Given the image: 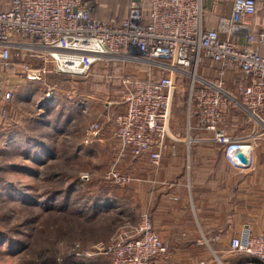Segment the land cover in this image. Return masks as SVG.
Returning a JSON list of instances; mask_svg holds the SVG:
<instances>
[{
	"label": "built area",
	"instance_id": "built-area-1",
	"mask_svg": "<svg viewBox=\"0 0 264 264\" xmlns=\"http://www.w3.org/2000/svg\"><path fill=\"white\" fill-rule=\"evenodd\" d=\"M102 1L0 0V118L11 117L17 86L41 85L52 102L58 85L49 76L86 78L100 62L104 68L143 67L121 78L122 111L107 118L114 124L119 158L125 152L147 154L152 165H159L170 108L182 90L187 121L193 116L198 128L212 135L232 168L251 167V145L230 137L226 121L233 106L264 130V25L254 22L256 0H228L230 14L219 16L214 29L205 28V16L216 14L222 0L130 1L126 18L100 20L92 13ZM211 63L220 65L219 77L198 76L199 67ZM227 71L242 74L247 84L227 92L222 81ZM182 79L189 84L184 86ZM85 131L87 144L100 130L93 123ZM237 150L246 165L233 157ZM105 180L124 185L131 178L110 173ZM229 252L264 264V234L242 229L230 240ZM74 256L78 261L101 257L108 264H168L164 242L147 215L140 216L131 236L121 233Z\"/></svg>",
	"mask_w": 264,
	"mask_h": 264
},
{
	"label": "crops",
	"instance_id": "crops-1",
	"mask_svg": "<svg viewBox=\"0 0 264 264\" xmlns=\"http://www.w3.org/2000/svg\"><path fill=\"white\" fill-rule=\"evenodd\" d=\"M130 1L138 0H103L101 8L92 15L100 20L111 17L124 19ZM258 2L262 11L256 13L254 22L262 26L264 1ZM229 14L230 4L228 0H222L216 14H206L205 28H216L219 16ZM260 53L264 55V47ZM219 71L220 65L211 63L200 66L197 73L206 80H214L219 77ZM222 81L227 92H233L236 85L247 84L243 75L234 71H227ZM182 82L184 86L189 84L187 79H182ZM186 94L184 92L182 98L187 120ZM16 105L13 100L10 118H0V258L3 259L2 253H5L4 258L11 260L22 256L16 254L10 244L14 240L12 227L18 226L24 217L23 209L11 210V204L16 201L17 206H26L25 199L30 197L31 189L27 184L31 175L30 165L41 168L46 164L42 161H45L48 150L47 140L38 139L42 144L38 146V155L34 154L33 148L40 142L33 139V125L28 117L20 114ZM48 118L46 116L45 119ZM187 124L196 132V139L192 140L189 135L190 140L168 141L159 174L145 187L136 184V198L141 202L145 196L153 195L157 200L153 199L147 208L151 212L153 227L158 229L163 242L171 246L180 245L171 259L196 261L197 256L192 249L204 245L209 246L203 251L205 260L211 257L218 264H256L247 258L238 260L241 256L229 252V243L244 228H249L254 235L264 234V130L250 122L244 112L237 109L234 115L228 112L227 134L252 147L251 167L237 170L225 160L222 148L213 141L212 135L198 128L193 116ZM137 167L141 168L140 165ZM43 177L46 180L45 174L37 178L42 180ZM141 178L139 176V182H144ZM33 194H36L31 193L34 198ZM6 228L9 230L5 231Z\"/></svg>",
	"mask_w": 264,
	"mask_h": 264
},
{
	"label": "rangeland",
	"instance_id": "rangeland-1",
	"mask_svg": "<svg viewBox=\"0 0 264 264\" xmlns=\"http://www.w3.org/2000/svg\"><path fill=\"white\" fill-rule=\"evenodd\" d=\"M104 66V63L101 62L96 64L86 78L49 76L48 81L58 85L52 102L45 98V89L41 85L24 84L15 87L14 102L17 104L15 107L18 108L21 115L28 117L31 121L33 125L31 130L35 133L33 139L37 141L45 138L47 140L48 150L44 158L45 161H42L46 164H42L41 168L30 165L31 175H29L30 180L27 181V184L31 189L28 204L17 206L16 201L11 204V210H17L20 207L23 209V218H32L29 222V226L33 227L30 244L26 246L27 250L22 259H7L4 258L6 254L2 253L3 259L0 258V264H21V262L23 264L24 258L33 257L36 251L44 246V241L50 244L49 249L59 250V255L55 258L56 263L59 264V257H64L73 251L88 252L95 245L112 242L121 233L131 236L141 215H147V219L153 227L151 212L147 208L151 206L155 198L153 195L148 198L145 196L140 202V199L136 198L134 189L137 188L136 184L147 186L148 181L151 182L153 177L159 174L166 148L161 152L158 166L152 165L147 154L135 157L125 152L119 158V144L114 137L113 125L107 121L112 113L111 107L120 106L119 102L124 88L121 78H129L135 69L143 67L128 66L123 69H115V65L108 68H104ZM114 76H118L120 79H115ZM182 96L183 93L180 90V93L175 94L171 105L166 142L190 140L189 135L192 140L196 139V132L190 130V124H187ZM108 103H110L109 107ZM60 109L64 114L68 113V120H71L69 129H74L73 126H76L78 132H74L75 130L59 132V127L57 129L54 127L59 126V118L58 122L54 121L55 123L45 119L46 116H50L55 120L53 116H59ZM246 118L248 119L247 116ZM37 119L41 121H37ZM12 120L14 119L12 118ZM93 123L99 126L100 131L96 136L88 138L87 144H84L87 138L85 129ZM232 130L235 132L236 128ZM50 132L55 133V138L50 135ZM38 146L36 144L33 148L36 155L39 153ZM137 165H140L141 168H138ZM138 171L142 175H139ZM46 172V180L44 177L42 180L37 178ZM110 173L129 176L131 181L124 185H114L109 180H105V176ZM137 174L142 176L141 179L144 182H139ZM84 176L87 177V180L81 179ZM80 183L84 184L83 190L91 192L93 190V193L103 199L110 196L115 201L118 200L114 203L115 209L109 204L106 207L107 212L104 211L103 217L97 219V222L93 218L92 220L79 218L74 212L72 214V211L71 214L59 211V201L65 198L70 189H73V185H80ZM55 186L59 188V199L50 204L48 210L41 208L36 201L32 202V192L36 194L32 195L36 199L42 195L47 197V194H50V190ZM69 197L73 198L72 194ZM162 204L164 205L163 202ZM140 207L142 208L141 212L139 211ZM6 209L2 210L6 211ZM153 229L157 233L158 229L154 227ZM4 230H9V228ZM178 246L180 245L171 246L164 241L168 264H199V262L218 264L211 257L207 260L204 259L203 251L205 252L206 247H209L204 245L194 246L192 249L197 256L196 261L190 262L187 261V258L176 260L173 257L171 259V255L174 254ZM238 255L241 256L238 260L241 258L251 260L245 254ZM87 264L108 263L103 258L96 257Z\"/></svg>",
	"mask_w": 264,
	"mask_h": 264
},
{
	"label": "trees",
	"instance_id": "trees-1",
	"mask_svg": "<svg viewBox=\"0 0 264 264\" xmlns=\"http://www.w3.org/2000/svg\"><path fill=\"white\" fill-rule=\"evenodd\" d=\"M255 7H256V13L259 12L260 10V4L258 2V0L255 1ZM256 16V15H255ZM205 23H206V16H205ZM184 83V82H183ZM179 91V92H178ZM175 94L180 93V90H178ZM182 93H184V91H182ZM175 97V96H174ZM60 103V102H59ZM183 105L184 104V99H183ZM112 108V113L110 118H112L115 114L120 113L122 111V106H114L111 107ZM237 108L230 106L229 107V111L234 115L235 111ZM62 109H60L59 111V116H53L55 117V120H53V118H48L50 121H52L53 123L58 122V118H59V126H54L56 129L59 127V132L62 130V132L64 131H73L74 132H78V129L75 128L76 126H73L74 129H69L70 126V121L68 120V113H63V111H61ZM111 110V109H110ZM234 110V111H233ZM238 110V109H237ZM37 121H39L37 119ZM55 121V122H54ZM234 121V120H233ZM110 123H112V121H109ZM108 122V123H109ZM232 122V120L230 121ZM113 125V131L115 130L114 128V124ZM72 127V126H71ZM50 135L55 138V133L54 132H50ZM40 143H38V145L41 146V141L37 140ZM45 146V145H44ZM43 147V146H42ZM46 148V146H45ZM48 148V145H47ZM129 153V152H128ZM130 154V153H129ZM132 155V154H130ZM46 177H47V172L45 173ZM89 183V182H88ZM83 185L82 183L79 184H75L73 185V189H70L69 193L67 192L66 196L64 199L59 201V211H62V213L66 214H77V216L79 218H86V220H92L95 219L96 222L98 221L97 219L103 217L102 213L107 212V206L109 204H111V206L115 209V202H118V200L115 201V199H113L112 197L108 196V198L103 199L101 197L98 196V194L93 193L89 191V190H83ZM50 194H47L42 197L39 198H32V202L36 201L38 203V205L45 209L48 210V206L50 204H53L55 202H57V200L59 199V188H56V186L54 187V189L50 190ZM72 194L73 198L70 199L69 195ZM28 199L26 201V204H28ZM31 201V200H30ZM54 209V208H51ZM112 209V208H109ZM108 209V211H110ZM74 212V213H73ZM111 212V211H110ZM100 215V216H99ZM32 220V218H23V220H19V225L12 227L11 231L13 233L14 236V240L11 241L10 244V248L15 249L16 254H22V256L24 257V254L26 253V246L30 244L31 241V231L33 230L32 226H29V222ZM95 223V222H94ZM32 224V223H31ZM24 229V230H23ZM50 244H48L47 241H44V246H41L36 253L34 254L33 257L31 258H24V262L23 264H57L56 263V256L58 257L59 255V250H51L49 249ZM75 251L67 254L64 257H59V264H71L74 262H77L79 264H87L90 262V260H80L78 261L75 256H74ZM22 256L19 259H22ZM22 264V262H21Z\"/></svg>",
	"mask_w": 264,
	"mask_h": 264
},
{
	"label": "water",
	"instance_id": "water-1",
	"mask_svg": "<svg viewBox=\"0 0 264 264\" xmlns=\"http://www.w3.org/2000/svg\"><path fill=\"white\" fill-rule=\"evenodd\" d=\"M232 155H233V157H234L237 161H239L241 164H243V165H246V164H247V158L245 157L244 154H242L241 151H239V150L234 151Z\"/></svg>",
	"mask_w": 264,
	"mask_h": 264
}]
</instances>
